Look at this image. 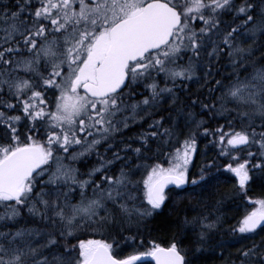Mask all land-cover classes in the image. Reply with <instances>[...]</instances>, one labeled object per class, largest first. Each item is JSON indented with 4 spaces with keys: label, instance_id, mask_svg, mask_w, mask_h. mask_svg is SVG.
<instances>
[{
    "label": "snow or ice",
    "instance_id": "6c2138e0",
    "mask_svg": "<svg viewBox=\"0 0 264 264\" xmlns=\"http://www.w3.org/2000/svg\"><path fill=\"white\" fill-rule=\"evenodd\" d=\"M198 132L237 158L232 146L255 149L223 165L231 191L215 158L192 171ZM252 182L264 187V0H0V264H264ZM237 194L257 206L233 227ZM193 196L195 215L157 221ZM154 223L175 229L167 246L120 254Z\"/></svg>",
    "mask_w": 264,
    "mask_h": 264
},
{
    "label": "trees",
    "instance_id": "16d2710c",
    "mask_svg": "<svg viewBox=\"0 0 264 264\" xmlns=\"http://www.w3.org/2000/svg\"><path fill=\"white\" fill-rule=\"evenodd\" d=\"M223 71L227 73L229 69L224 68ZM189 87L196 91L198 88L197 83L193 82L189 84ZM184 93L181 94V97L183 98ZM205 120H207V116H205ZM225 121L223 119L221 120H212L205 123V127H209L212 129H217L219 124H224ZM43 131V129H41ZM138 131V126L132 127L130 130H126L125 136H132L133 133ZM226 131V128H225ZM218 135L219 132H217V139H213V134L211 132L204 134L203 132L197 133V151L194 153L193 156V164L195 167H192V171H197L199 169V166H201L207 159L215 158L216 160V168L215 172L218 173L217 180L220 191H231L233 189V186L238 185V178L235 176V173L231 172L229 169H226L223 167L224 164H227L229 162H240L244 159V156H241L240 153L243 152V150L239 151V157L237 158L235 154L229 155L224 154L221 152V145L218 141ZM182 140L183 137H180ZM225 146L226 142H225ZM182 147V144H177L173 142L172 148L165 147L163 149L164 153H169L170 151H174L175 148ZM93 159H95L93 157ZM167 156H161L160 162L166 164ZM251 163H255L251 162ZM191 167V166H190ZM248 191L247 195L253 196L254 198L264 197V187L260 185L259 182H252L249 183L247 186ZM197 197H185L177 199L176 197H173V200L169 202L168 207H166L163 212L160 214V216L157 217V221L162 219L163 217L167 216L171 220H182L185 215L192 216L196 213L192 211V207L196 204ZM248 201L245 199L243 194H237L233 195L229 200L225 201V204L227 205L224 209L226 211L227 216L229 219L227 220V224L231 225L233 227L236 226V223L238 220L242 219L243 215L246 214L248 210ZM255 206H257L255 204ZM175 231L173 228L171 231H169L166 227L163 226H156L155 223L153 224V227L151 228L150 232L142 233L143 239H141L140 236H137V238L133 240H122V243L119 246V251L121 255H128L131 254L133 251H145L148 248L151 247V241L155 240L157 243L162 244L164 246H167L168 243L172 239V234ZM178 239H183L182 234L177 233ZM231 235V233L229 234ZM241 235V234H240ZM261 236H264V233L260 234ZM244 236V235H241ZM83 238V237H82ZM259 239V237H256ZM249 239L247 240H239V242L233 241L231 244L227 245V249L225 252V255H227L230 252H234L236 249V246L240 243H248ZM185 243H187L185 241ZM146 264H152V263H146ZM206 264H220L219 256H209V259L207 260Z\"/></svg>",
    "mask_w": 264,
    "mask_h": 264
},
{
    "label": "flooded vegetation",
    "instance_id": "af4514ba",
    "mask_svg": "<svg viewBox=\"0 0 264 264\" xmlns=\"http://www.w3.org/2000/svg\"><path fill=\"white\" fill-rule=\"evenodd\" d=\"M21 74H23V70H21ZM145 94H147V93L145 92ZM51 96H52V93L49 92V93H48L49 103H51ZM125 131H126V130H124V132H125ZM124 132H123V135L125 136V133H124ZM75 149H76V148L73 147L72 149H70V152H71V151H75ZM248 151H252V152H253V155L256 154L254 148H253V149H248V148H247L245 151L241 152L240 155H241V156H244V159H249V157H248V155H247V152H248ZM251 162H254V160H252ZM136 263H142V262H136ZM136 263H135V264H136Z\"/></svg>",
    "mask_w": 264,
    "mask_h": 264
},
{
    "label": "rangeland",
    "instance_id": "374dc122",
    "mask_svg": "<svg viewBox=\"0 0 264 264\" xmlns=\"http://www.w3.org/2000/svg\"><path fill=\"white\" fill-rule=\"evenodd\" d=\"M75 150H76V149H75ZM166 166H167V165H166ZM247 207H248V211H250V210H251L250 205L247 206ZM244 212H246V211H244ZM241 235H248V234H241ZM248 239H249V242H250L251 240H259V239H257V238L254 237V236H248ZM241 244H242V243L238 244V245L236 246V248L239 247ZM136 264H146V263H136Z\"/></svg>",
    "mask_w": 264,
    "mask_h": 264
},
{
    "label": "water",
    "instance_id": "95a60500",
    "mask_svg": "<svg viewBox=\"0 0 264 264\" xmlns=\"http://www.w3.org/2000/svg\"><path fill=\"white\" fill-rule=\"evenodd\" d=\"M232 147H235L236 149H239V148H242L244 146H232ZM139 260H152L154 262V264H155L154 258L153 257H150V256L149 257H141Z\"/></svg>",
    "mask_w": 264,
    "mask_h": 264
}]
</instances>
